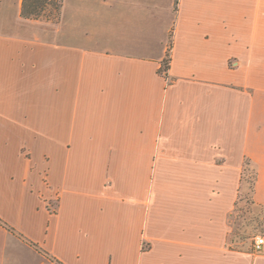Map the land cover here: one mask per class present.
Here are the masks:
<instances>
[{"label": "crops", "instance_id": "1", "mask_svg": "<svg viewBox=\"0 0 264 264\" xmlns=\"http://www.w3.org/2000/svg\"><path fill=\"white\" fill-rule=\"evenodd\" d=\"M0 0V264H264V0ZM169 66L159 73L167 49Z\"/></svg>", "mask_w": 264, "mask_h": 264}, {"label": "trees", "instance_id": "2", "mask_svg": "<svg viewBox=\"0 0 264 264\" xmlns=\"http://www.w3.org/2000/svg\"><path fill=\"white\" fill-rule=\"evenodd\" d=\"M63 0H22L20 16L23 19L32 20H45L52 23H57L60 16ZM177 0H175V4ZM169 50L167 49L166 56L162 61L161 69L159 73L165 74L169 66ZM257 179V172L254 164L248 159H243V168L241 176V184L238 191V197L235 202L234 211L238 210V205L244 202V205L254 204L252 201V195L254 193V187ZM246 185V196L241 198L242 187Z\"/></svg>", "mask_w": 264, "mask_h": 264}, {"label": "rangeland", "instance_id": "3", "mask_svg": "<svg viewBox=\"0 0 264 264\" xmlns=\"http://www.w3.org/2000/svg\"><path fill=\"white\" fill-rule=\"evenodd\" d=\"M246 188V185L242 187L241 198L247 197ZM229 222L232 228L230 247L251 252L252 237L260 231L264 224V206L244 205L243 202L238 205V210L233 212Z\"/></svg>", "mask_w": 264, "mask_h": 264}, {"label": "built area", "instance_id": "4", "mask_svg": "<svg viewBox=\"0 0 264 264\" xmlns=\"http://www.w3.org/2000/svg\"><path fill=\"white\" fill-rule=\"evenodd\" d=\"M264 251V224L260 231L252 237L251 253L253 255L260 254Z\"/></svg>", "mask_w": 264, "mask_h": 264}]
</instances>
